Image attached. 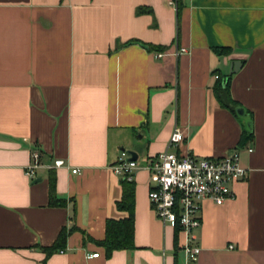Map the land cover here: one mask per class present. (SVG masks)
Masks as SVG:
<instances>
[{"label":"crops","instance_id":"0c3cea01","mask_svg":"<svg viewBox=\"0 0 264 264\" xmlns=\"http://www.w3.org/2000/svg\"><path fill=\"white\" fill-rule=\"evenodd\" d=\"M173 1L0 0V264H264V0ZM226 78L237 114L215 96ZM175 126L178 155L237 149L247 171L223 205L204 202L194 262L148 199L144 166ZM34 151L65 166L30 178ZM128 151L134 248L106 256V222L128 217L112 169Z\"/></svg>","mask_w":264,"mask_h":264},{"label":"built area","instance_id":"2783aa9c","mask_svg":"<svg viewBox=\"0 0 264 264\" xmlns=\"http://www.w3.org/2000/svg\"><path fill=\"white\" fill-rule=\"evenodd\" d=\"M176 3L177 0H174L173 4ZM185 52V49H179L175 54L179 56ZM183 140L181 129L175 126L166 149L150 159L144 169L149 174L148 199L156 218L162 225L185 234L186 241L182 250L186 259L194 262L201 248L192 244V233L201 226L204 202L223 205L232 196L231 185L245 179L247 171L240 166L237 149L213 159L178 155L173 149ZM248 151L251 152L250 149ZM128 158L125 152H121L112 169L116 175L131 182L139 167L136 161ZM31 159V165L26 170L30 178H34L41 169L55 170L65 166L64 161L59 159L54 160L50 166L43 165L38 151L32 152ZM72 173L76 174L77 170H72ZM97 257V253L89 255V258Z\"/></svg>","mask_w":264,"mask_h":264},{"label":"trees","instance_id":"16d2710c","mask_svg":"<svg viewBox=\"0 0 264 264\" xmlns=\"http://www.w3.org/2000/svg\"><path fill=\"white\" fill-rule=\"evenodd\" d=\"M215 96L219 104L232 111L238 113V106L232 101L228 91V78L219 81L215 87ZM252 135L251 128L245 129V139L250 138ZM122 198L117 202L116 207L119 211H124L128 217L120 220H108L105 226V239L100 242V245L105 249L106 256H110L114 251L118 250H132L133 245V223H134V185L125 178L121 181ZM49 204L51 206H62L64 200L57 198L55 193V180L50 176L49 182ZM179 232L178 229H175ZM67 232L64 230L59 234L55 244L44 249L48 254L57 252L63 249L67 237Z\"/></svg>","mask_w":264,"mask_h":264},{"label":"water","instance_id":"95a60500","mask_svg":"<svg viewBox=\"0 0 264 264\" xmlns=\"http://www.w3.org/2000/svg\"><path fill=\"white\" fill-rule=\"evenodd\" d=\"M240 67H241V63L240 62H238V61L237 62H233L231 64L229 74L232 75V74L237 73L238 70L240 69ZM127 153L129 155L128 160H130V161H135L136 160V154L134 152L128 151Z\"/></svg>","mask_w":264,"mask_h":264}]
</instances>
